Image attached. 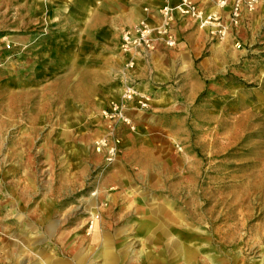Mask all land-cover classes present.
<instances>
[{
  "label": "rangeland",
  "instance_id": "obj_1",
  "mask_svg": "<svg viewBox=\"0 0 264 264\" xmlns=\"http://www.w3.org/2000/svg\"><path fill=\"white\" fill-rule=\"evenodd\" d=\"M66 1L0 0V234L7 226L14 238L22 223L36 231L33 242L13 239L24 248L14 258L264 264V0H240L235 27L237 0H228V34L210 31L194 61L197 70L207 58L210 75L198 72L204 88L186 138H159L166 169L135 158L111 179L117 158L107 164L95 147V132L111 126L102 113L110 101L95 102L108 99L98 82H120L122 65L88 42L87 14ZM194 1L206 10L218 3ZM128 111L131 124L113 123L117 136L138 130Z\"/></svg>",
  "mask_w": 264,
  "mask_h": 264
},
{
  "label": "crops",
  "instance_id": "obj_2",
  "mask_svg": "<svg viewBox=\"0 0 264 264\" xmlns=\"http://www.w3.org/2000/svg\"><path fill=\"white\" fill-rule=\"evenodd\" d=\"M180 1L67 0L66 3L68 10L77 4L82 7L83 13L87 14L89 29L94 30V38L89 39L88 42L101 45L103 49L109 48L108 52L111 53V60L114 62L113 68H116L121 66L125 59L119 48V28L134 26L142 21L155 26L160 23L157 9L165 4L176 5ZM229 9L230 6L226 8L215 6L208 11H217L222 15H227ZM172 25L176 45L168 47L160 43L148 61L140 59L134 68L133 73L139 89L150 93L153 99L150 107L145 109L132 103L128 112L138 126V130L136 132L119 131V138L122 139L119 144L120 152L115 167L109 175L110 179L113 175L123 176L126 166L135 161V158L145 169L161 164H164V169H166L170 161L167 160L166 152L164 159L162 157L163 150L159 138L163 137L167 142L182 141L186 138L188 116L192 114L194 100L204 88L203 82L197 78L199 77L198 72L200 70L204 75H210L205 61L207 58L202 60V68L197 70L194 61L201 55L200 51L204 50L211 27L200 26L190 17H183L179 13L175 14ZM227 38L223 43L226 42V49L230 51L233 36L229 34ZM98 85L101 89L104 86L108 99L97 100L95 102L97 106L103 108L108 104L107 102L119 99L121 84L116 78L110 77L106 84L102 85V82H98ZM106 131L108 128L98 129L95 133L102 135ZM8 188L7 185L4 186V193L8 192ZM8 204L14 205L15 203L9 201ZM11 216L22 220L21 217L19 218L20 214L13 213ZM6 227L3 226L5 233L0 234V239H3L0 242V252L5 254H0V264H64L61 261L56 263L50 261L51 257H47L43 262L15 259L18 252L24 251V248L13 239L20 237L23 240V236H27V243L33 242L28 237L36 235V231L33 228H27L22 223L12 230L14 238H8L11 233ZM7 252L9 254H6Z\"/></svg>",
  "mask_w": 264,
  "mask_h": 264
},
{
  "label": "built area",
  "instance_id": "obj_3",
  "mask_svg": "<svg viewBox=\"0 0 264 264\" xmlns=\"http://www.w3.org/2000/svg\"><path fill=\"white\" fill-rule=\"evenodd\" d=\"M228 0H218L217 6L225 8ZM249 4H252L249 1ZM161 16V22L152 26L142 21L134 26L125 27L121 31L119 48L125 57L120 71L121 98L111 100L108 106L103 110V117L110 122L108 131L99 135L95 139L96 150L103 154L105 162L112 164L120 151V138L115 131L116 121H122L131 124L130 117L126 112L135 103L141 109L149 108L152 95L138 87L134 76V68L137 61L143 59L148 61L152 52L156 49L159 41L168 46H175L176 39L172 33L171 23L175 14L179 13L183 17H190L200 26H210L213 35L224 37L228 34V25L223 15L217 11H208L197 4L194 0H181L178 4L172 6L165 4L158 9ZM242 14V3L240 0L232 4L229 14V24L237 26Z\"/></svg>",
  "mask_w": 264,
  "mask_h": 264
},
{
  "label": "bare ground",
  "instance_id": "obj_4",
  "mask_svg": "<svg viewBox=\"0 0 264 264\" xmlns=\"http://www.w3.org/2000/svg\"><path fill=\"white\" fill-rule=\"evenodd\" d=\"M172 6H174V5H172Z\"/></svg>",
  "mask_w": 264,
  "mask_h": 264
}]
</instances>
